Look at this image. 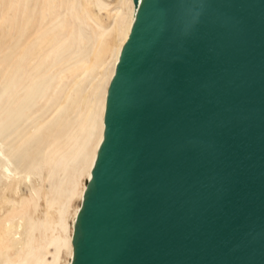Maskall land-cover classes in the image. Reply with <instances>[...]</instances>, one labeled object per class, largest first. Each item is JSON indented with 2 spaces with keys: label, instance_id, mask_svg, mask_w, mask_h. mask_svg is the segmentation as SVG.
<instances>
[{
  "label": "water",
  "instance_id": "water-1",
  "mask_svg": "<svg viewBox=\"0 0 264 264\" xmlns=\"http://www.w3.org/2000/svg\"><path fill=\"white\" fill-rule=\"evenodd\" d=\"M70 264H264V0H132Z\"/></svg>",
  "mask_w": 264,
  "mask_h": 264
},
{
  "label": "bare ground",
  "instance_id": "bare-ground-1",
  "mask_svg": "<svg viewBox=\"0 0 264 264\" xmlns=\"http://www.w3.org/2000/svg\"><path fill=\"white\" fill-rule=\"evenodd\" d=\"M103 11L108 27L97 20ZM135 12L132 0H0V169L46 170L50 185L45 196L34 186L0 216L1 241L16 250L13 262L6 250L4 264H60L65 255L70 264L68 218L81 205L102 140L107 87ZM43 198L47 210L36 218Z\"/></svg>",
  "mask_w": 264,
  "mask_h": 264
},
{
  "label": "rangeland",
  "instance_id": "rangeland-1",
  "mask_svg": "<svg viewBox=\"0 0 264 264\" xmlns=\"http://www.w3.org/2000/svg\"><path fill=\"white\" fill-rule=\"evenodd\" d=\"M104 1H106L107 4L109 3V4L113 5L116 3L117 0H104ZM97 20H100L102 23H104V25H106L105 27H108L112 21L111 17L109 16L108 12H106V11H103L97 17ZM22 171L24 172L23 168H17V169L11 168V170H9V171H7V170L5 171L4 169H0V216L1 217L4 215V213L7 211V209L11 208V206L14 207L13 203L11 204V202H16L14 204H19L17 206H20L23 198L29 199L31 197V193H33L34 189H36L35 187H37L38 189L41 190L43 196H45L49 192V186L50 185L46 179L47 175H48V172L46 170L41 175L40 174L38 175L37 173H35V175L30 174L31 176L30 175H28V176L23 175V174H25V172L23 173ZM39 176L42 178V181L44 183L42 181H40ZM43 185H44V187H43ZM17 202H19V203H17ZM1 205H3V206H1ZM78 205H80L79 200H77L73 204V207L77 208ZM17 206L15 205V207H17ZM41 208H42L40 210L41 214L38 217L35 216L36 218L43 217V213H45L47 210L45 198H43L41 200ZM74 208L71 209V211H70L71 216L68 218L69 223L72 226L74 224L73 218H72V215L74 213ZM31 212H32L31 213V216H32V214L35 212L34 209H31ZM35 214L36 213H34L33 215H35ZM0 227H2V226H0ZM40 235H41V232L39 234L38 233L36 234L37 237H39L43 240L44 237L43 236L41 237ZM48 235L51 237L50 232L48 233ZM1 240H2V236L0 234V264H4L5 261L7 260V259H5L6 258L5 257L6 256L5 255L6 250H7L6 254H9V256L13 257V259H12V262H13L16 259V258H14L16 255V250L8 248L7 245L4 243V241H1ZM42 244H43V242H42ZM50 247L51 246H49V248H47L48 250L46 249V252L49 255L50 260H52L51 255L54 253V248L53 247L50 248ZM66 260L69 261V257L65 255L64 259L62 260V262L60 264H68V262Z\"/></svg>",
  "mask_w": 264,
  "mask_h": 264
}]
</instances>
